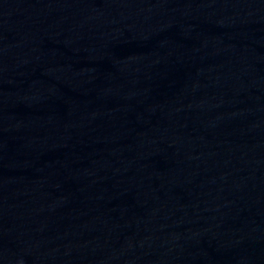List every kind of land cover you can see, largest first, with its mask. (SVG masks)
Returning <instances> with one entry per match:
<instances>
[{
    "label": "water",
    "instance_id": "obj_1",
    "mask_svg": "<svg viewBox=\"0 0 264 264\" xmlns=\"http://www.w3.org/2000/svg\"><path fill=\"white\" fill-rule=\"evenodd\" d=\"M0 264H264V0H0Z\"/></svg>",
    "mask_w": 264,
    "mask_h": 264
}]
</instances>
